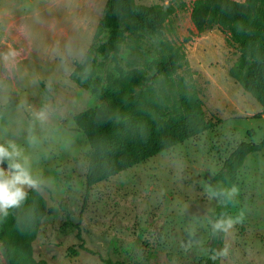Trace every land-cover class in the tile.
<instances>
[{
  "label": "rangeland",
  "instance_id": "1",
  "mask_svg": "<svg viewBox=\"0 0 264 264\" xmlns=\"http://www.w3.org/2000/svg\"><path fill=\"white\" fill-rule=\"evenodd\" d=\"M193 1L135 0L155 7L166 53L179 65L174 84L191 95L183 105L190 138L87 188L90 148L74 116L107 104L108 80L125 75L133 46L147 79L136 91L150 86L159 46L144 38L138 48L126 32L103 57L106 33L94 34L107 0H0V146L9 151L0 167L22 163L52 209L32 244L36 261L207 264L210 179L239 143L264 139V109L228 76L237 58L228 28L196 34ZM234 188L232 223L212 264H264V148L245 157ZM0 264H8L1 245Z\"/></svg>",
  "mask_w": 264,
  "mask_h": 264
},
{
  "label": "trees",
  "instance_id": "2",
  "mask_svg": "<svg viewBox=\"0 0 264 264\" xmlns=\"http://www.w3.org/2000/svg\"><path fill=\"white\" fill-rule=\"evenodd\" d=\"M253 18L264 21V0H195L190 6V22L197 35L216 27L228 28L226 43L237 53L228 76L264 108V24H252ZM126 32L136 46L144 38L156 41L160 56L150 66L154 71L151 85L136 91L147 79L140 64L139 49L131 47L133 58L127 62L125 75L108 80L113 91L108 94L107 104L101 110L89 109L74 116V123L90 148L85 173L87 188L190 138V124L183 105L191 95L182 93L174 84L175 68L179 65L166 53L155 7L137 4L135 0H107L104 16L94 34V39H98L106 33L100 47L103 57L117 51L119 40ZM91 53L92 49L87 59ZM80 69L76 67L71 78ZM263 148L264 139L257 144L239 143L221 171L210 179L216 205L208 213L210 256L207 264H212L214 251L230 218L234 199L231 189L237 172L247 155L259 153ZM26 193L18 207L9 209L7 215L0 214V245L8 264H46L33 258L32 244L42 220L52 214V209L37 187ZM218 223L222 226L216 227ZM77 238L80 239L79 233ZM79 248L86 250L83 245ZM68 250L72 255L77 254L71 248Z\"/></svg>",
  "mask_w": 264,
  "mask_h": 264
},
{
  "label": "clouds",
  "instance_id": "3",
  "mask_svg": "<svg viewBox=\"0 0 264 264\" xmlns=\"http://www.w3.org/2000/svg\"><path fill=\"white\" fill-rule=\"evenodd\" d=\"M0 156L9 157L7 147L0 146ZM26 186L36 188L39 186V181L22 163L13 162L10 158L8 170L0 167V214L7 215L9 209L18 207L25 200ZM235 192L236 189L232 188L231 193ZM231 193L229 194L231 195ZM231 223V220L227 221V227H230ZM221 226L219 223L216 225V227Z\"/></svg>",
  "mask_w": 264,
  "mask_h": 264
},
{
  "label": "crops",
  "instance_id": "4",
  "mask_svg": "<svg viewBox=\"0 0 264 264\" xmlns=\"http://www.w3.org/2000/svg\"><path fill=\"white\" fill-rule=\"evenodd\" d=\"M261 106V105H260ZM254 107H256V106H254ZM259 108V107H258ZM260 110H262V109H264L262 106L259 108Z\"/></svg>",
  "mask_w": 264,
  "mask_h": 264
}]
</instances>
